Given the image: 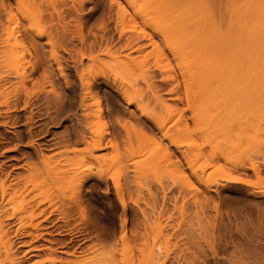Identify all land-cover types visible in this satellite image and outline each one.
I'll use <instances>...</instances> for the list:
<instances>
[{
  "label": "bare ground",
  "instance_id": "1",
  "mask_svg": "<svg viewBox=\"0 0 264 264\" xmlns=\"http://www.w3.org/2000/svg\"><path fill=\"white\" fill-rule=\"evenodd\" d=\"M0 1L2 12L6 15L8 21L7 25H1L2 21L0 16V126L13 128L19 121H21L20 117L9 116L11 112L17 111V109L21 107L19 102V95L21 92L17 93V91H13L9 87H6V84L10 82V77L14 75L19 77L22 81L21 84L23 83L22 86L25 87V82H27L32 75L41 71L39 76L43 83L41 85V90H38L37 93L39 92V94H43L42 100L39 101H42V103L44 101V105L47 103L46 105L50 106L53 111L52 115H49L50 112L48 113V119L55 123V120L58 122L63 116L67 117V121L70 122L72 126L71 128L73 129L71 131L74 132L72 134L77 138V144H83L84 147H86L85 150L88 151V154L90 153V156L92 155L91 157L98 162L97 167L100 169L99 175H102L103 170H105L103 168L109 166L108 163L110 164L112 161L106 164L102 154L101 156L97 155V157H94L95 153H92L94 151L104 150L109 146L114 150L115 147V145L113 146L115 141L112 142L115 138L114 135L111 140L110 137H107L109 134L105 131H103L105 132V134H103L102 132L98 133L99 131L95 132L92 130V127L95 124L102 122L108 116L110 117L112 112L111 107H107V114L100 108H97L96 112L90 111L92 103L89 102H91V99H95L96 101L94 100L95 103H93L95 105L97 104V107L99 106L100 99L98 96L100 94V86L103 84L106 88H112V90L117 92L125 100L124 102L127 105H134L141 115L146 117L151 123V127L148 126V130H150L151 133L149 134L152 136L150 139H156L161 145H163L162 148L158 145L163 152H161L160 155L165 153V160L168 161L166 163L168 165H173L171 167H173L172 170H174L175 173L171 171L172 176L178 173V176L180 175L179 177L183 178L181 173L184 175L185 170H188L189 173L185 174V180L183 181L188 183L189 187L193 185L191 181L192 177L196 178L201 184H203L204 182L201 174L207 167H210L213 164L217 165V163H219L218 159H220L219 155L223 153L221 152V154L217 155L218 152H215L217 151V147L212 149V151L206 149L207 144L208 146L211 144L210 148L213 146L212 143H210L211 140L208 141V137L210 138L211 136L210 134L208 136V133H205L201 128V132L199 128L194 130L189 128L187 120L189 118L194 120L197 117L196 113H199L198 109L196 113L192 109L194 114L191 112L192 114L189 117L186 116V111L191 109L193 102V100L190 99L191 95L189 94V90L194 91L192 85L195 87L199 85L198 88H196V90L199 89L200 91H198V93H200L198 95H203L204 97H207V99H210L209 96L213 97L214 95V98H216L217 95V97L221 99L222 97L223 99H226L227 96L230 98L233 96L231 99L232 101L234 94H236L235 97L236 99L238 98L239 101L234 100L237 101V103H234L235 106L237 105L236 107H238V109L239 106H241L239 110H243L242 107H246V111H250L253 114L252 117L254 120H251L250 123L253 121L252 123L255 124L254 127L257 126L256 128H264V0H149L145 5L139 3L141 2L140 0H112L110 2V8L115 7V15H110L108 19L106 18L108 24H103L104 26L102 28H100L102 26V24H100V30H96L91 39H88L86 35H84L82 29H80L79 32H76V37L79 42L78 47L76 46L77 44L75 45L73 42L74 35L71 36L73 30L71 29L72 32H69L67 28V25L70 27V24H67V21L65 22L67 16H63L64 13L62 14L60 12L65 4L62 5L61 10L58 9L59 14H57L56 11H53L54 15L57 16H54L52 14L53 12L49 14L50 10H47V13H43V11L41 13V9L39 8V17H33L32 14L38 13L37 8L41 5L35 3L36 0H31L33 4L31 1L29 2V0H27V5L28 2L29 5H26L27 7L34 6V8H36L35 5H39L36 10L31 8L34 12L29 10V8L27 9L28 12L25 9L27 7L25 6L24 8L23 5L21 8L22 0H15V3L18 4L17 11H14L10 4L4 3L3 0ZM75 1H79L77 2V8L74 4L71 5V2L67 7L68 9H66L67 11L75 9L77 12L80 11L81 13L86 0ZM67 11L64 12L67 13ZM165 14L166 17L163 16ZM77 22L79 23V21ZM110 24H112V26H110ZM79 26V28H82L81 23ZM110 30H113V33H117L116 39H113L115 38L114 36L111 37L108 35ZM44 38L45 41H41V43L38 41L43 40ZM25 42L32 44L35 57V65L30 74L24 69V64L26 63L24 62V49H26V46L24 45ZM150 46L152 47L151 50L145 51V48ZM46 47H49V50L48 48L46 49ZM100 54H104L105 57L107 56L106 60L100 58ZM225 56L227 58L232 56L230 57L232 61L229 63V58V60L224 61ZM85 60L87 63L84 62ZM233 60L235 62H233ZM53 67L55 68V71H57V74ZM218 72H223V76L220 77ZM195 74H197L200 83L198 84L196 81L197 85H195V83L193 84L191 82V85L189 81H191L190 79H192ZM217 74H219L218 78ZM158 75L162 82L164 81L171 87L166 93L170 94L168 100L172 103H168V101L162 99V97L160 98V94L158 95L161 91L156 90L159 86L155 85L156 83L153 82ZM178 76L182 78V85L179 83ZM188 76H191V78L187 79L186 77ZM60 82L64 85V90H69L70 95H66V93L62 91L63 88L60 90L62 85ZM47 85L50 86L48 91L45 90V86ZM180 86L184 90L185 99L178 94L180 93ZM24 87L22 91H25L26 93L27 88L25 87V89ZM38 89H40V87ZM196 90L195 92H197ZM25 95L27 97V94ZM144 96H149L151 97V100H153L154 106L152 111H150L151 109H148V111L142 106ZM224 96L226 97L224 98ZM30 97L31 96H29V98ZM183 99L186 100L187 105L185 108H180L179 104L182 103ZM39 101L36 103H30V100H23L21 109L36 107V105L38 106ZM221 101L222 100H220V102ZM144 103L146 104V102ZM223 103H225V100H223ZM147 104L149 105L148 101ZM230 104L232 103H229L228 105ZM234 104H232V107ZM50 107H47L49 111ZM207 107H209V105ZM221 107H225L222 110L224 112L227 104L225 103V106L223 105ZM193 108L195 107L193 106ZM248 108L250 110H248ZM217 112H219V109ZM219 114L220 112L216 115ZM34 115L32 110H30V116H27L28 118L24 120L27 125H32L34 123ZM42 115L38 114V120L35 122L44 121L43 119L45 118H42ZM197 115V118H200L199 114ZM39 116L41 118H39ZM112 116L115 115L112 114ZM219 117H221V115L216 116V118L219 119L218 121H221ZM113 121H117L116 123H118L121 128L125 127L121 117ZM171 122H174L175 124L177 123L178 125L180 124L177 126L179 127L177 131L170 128ZM137 123L138 122H136V124ZM252 123L251 125H253ZM33 125L32 127L29 126L30 128L28 130L30 135L28 144L31 145L34 143L32 139ZM130 125L129 122L128 126ZM141 125L142 124H140V126ZM128 126L127 129L129 131L130 128H128ZM198 127L200 126L198 125ZM135 128H137L136 125ZM127 129H125L126 132ZM135 130H138V128ZM140 130L142 131L143 128ZM42 131L43 130L40 132ZM135 132L136 131H134V134ZM128 133H130V131ZM14 134L17 136L19 133L16 132ZM202 135L205 138H203ZM196 136L198 139L200 138L201 141L203 140V142L207 140V144L205 145L201 142L202 144L196 145L197 143L194 144V141L189 142L192 137ZM145 139L144 140L148 142L149 138L148 140L147 137ZM9 140L10 139L6 134L0 132V150H3L2 148H4V144L11 142ZM195 140L197 141V139ZM114 144H116V142ZM184 146H187L186 149L181 151V148ZM47 147H49V144L45 143L44 150H46ZM171 148H173V150ZM128 149L131 148L125 150ZM116 150L113 152L114 155L117 154ZM129 151H126V154L133 153V150ZM178 151H180L179 157H176V160H174L175 162L173 163V160L172 163L169 162L171 157L176 156L175 153ZM4 152H9V150L4 149ZM257 155H259L257 158L260 159L259 161H256L258 163H250L248 166V163H244L245 165H236L239 166L241 171L244 169L253 171L258 176L259 181L264 182V150L261 151L260 149L257 151ZM116 156L115 158L117 159H115V161L112 159L114 164L116 163V160L119 161L118 155ZM161 157L164 159L163 155ZM221 157L223 158V156ZM166 158H170V160ZM195 159H202L203 162L201 161L200 164L202 163L203 165L201 164L200 166L199 164L196 168L195 161H193ZM10 161L18 162L19 160L14 157H9L7 161L0 163V264H119L121 260V264H130V258H127V254L129 253L128 250L130 249V241L127 239L126 235H124V233H126V230H124V226H126L125 220L123 221V224L121 223V228L123 229L120 231L121 233L122 231L124 232L122 233V236L119 237L121 242L120 247L117 246L119 241H113L114 244L112 243V247L110 244L111 248L107 249L106 252L104 250L103 253L100 252V254H98V252L96 255L94 253L95 256L92 254L93 256L90 258H84L83 255L80 257L78 254L76 255L72 252L69 254V251H65L66 246H64V241L53 240L51 242V247H46L47 249L43 255L39 254L40 251L43 249L45 250L41 245L37 246L35 244V242H38L39 239L42 238L41 232L39 231L43 230L46 232L48 229H53L51 232L55 231L59 235L65 232L61 226H58L57 223L59 220L57 218L51 219L55 212H59V208L61 207V203L58 206L56 200H59V198L63 199L67 196V199L71 198L74 203L79 205L81 200H84L82 199L84 196L81 191L82 183H85L89 177L83 175L81 177L75 175L70 176L68 178V183L70 185L69 195L59 193L57 199V194L55 193V199L52 196L54 193L52 194L40 190L41 188L39 189L40 186L36 183L35 176H22L15 174L14 171L18 169V166L16 163H10ZM45 161L44 164L47 163ZM120 162L122 161L120 160ZM163 163L166 164L165 162ZM192 163L194 164V168ZM112 165L113 164H110V167ZM237 166L234 165L233 167L235 168L232 167L233 171L238 170ZM46 167L49 168L48 166ZM223 167L220 165V168ZM229 168L232 171V168ZM240 169L238 171H240ZM225 170L229 171L228 168L220 169L222 172ZM220 177H222V175ZM224 180L226 181V184L240 182L237 178L227 176ZM216 183L217 181H215V185ZM203 185L207 188L211 187L210 184V186L207 184ZM118 192L120 193V191ZM119 199L120 203L123 205L122 207L125 209L126 205H124L122 197L120 196ZM80 208L82 209L83 207ZM60 210L62 209L60 208ZM61 213L63 214V212ZM155 230L157 232H155L156 235L153 233V235L156 236L154 239L155 241L151 247L147 246V243L144 244V247H147L145 249L143 248V251L140 250L141 258L138 260V264H159V261L162 260L161 258L167 260L168 251L170 250L167 251V249L170 247V240L165 234H163L161 225H157V227L155 226ZM70 231L71 230H69L68 233ZM46 233H48V231ZM70 234L77 237L81 234V231L76 228ZM144 234L145 233H143V235ZM73 235L71 236L73 237ZM146 235H148V233ZM29 237H31V241H24V238ZM116 247H119L120 249H117ZM21 248L27 249L21 251ZM72 249L74 250V248ZM77 252L78 251H76V253ZM117 253L121 256L120 259L118 258L119 260L117 259L118 256H116ZM63 254L67 255V257L62 256ZM33 258H38V260Z\"/></svg>",
  "mask_w": 264,
  "mask_h": 264
},
{
  "label": "rangeland",
  "instance_id": "2",
  "mask_svg": "<svg viewBox=\"0 0 264 264\" xmlns=\"http://www.w3.org/2000/svg\"><path fill=\"white\" fill-rule=\"evenodd\" d=\"M3 1L6 4H10L14 9V11H17L18 4L15 3V0H3ZM30 1L31 0H29V2ZM74 1L75 0H36L35 3L41 4L40 5L41 7L39 5H38L39 7L35 5L36 8L38 7L37 8L38 13L36 14L33 13L34 10H36L34 6L27 7L29 5V2L27 5V0L26 1L24 0V2L22 0L21 8L22 5L24 8L27 5L26 6L27 8L25 9L27 10L29 8V10L33 11L31 12L33 13L32 14L33 17L35 16L39 17L40 12L42 13L43 11V13H47V10L48 11L50 10L49 14L53 11L54 12L56 11V13L59 14L58 12L59 10L62 9L61 8L62 5L65 4L63 5L65 7V10L63 7V9L60 12L62 14L64 13L63 16L65 17L67 16L66 18L65 17L64 18H65V22L67 21L68 22L67 24H70V27H68L67 25L69 32L70 31L72 32L73 30L72 33H76L79 32L80 29H82V32L84 33V35H86L88 39L92 38V35L94 32H96V30L99 31L100 28L106 25V23L108 24L107 19L110 17V15H115L114 14L115 7L110 8V2L112 0H90V1L86 0L83 6V11H81V13L80 11L77 12L75 9L74 10L71 9L67 11L68 9L67 7L70 5L71 2H72L71 5L74 4L76 8L78 7L77 2L79 1L77 2ZM140 1L141 2L139 3H142L144 5L149 2V0H145V1L140 0ZM31 8H34V10ZM39 8L41 9L40 12H39ZM64 11H67V13ZM54 12L52 13L53 15ZM0 16L2 21L1 25L2 24L7 25L8 22L7 17L5 14H3L1 5H0ZM163 16L166 17V14ZM78 17L80 18V20ZM77 21H79V23ZM80 23L82 25L81 26L82 28H79ZM100 24H102V26ZM110 26H112V24H110ZM110 32L108 33V35L111 37L114 36L115 38L113 39H116L117 33L116 32L113 33V30H110ZM72 33L71 36L74 35L73 42L75 45L77 44L76 46L78 47L79 42H78V38L76 37L77 33L76 34H72ZM38 41H40L41 43V41H45V38L43 40H38ZM158 43L160 44L159 41ZM24 45L26 46V49H24L25 51L24 62H26L24 64L25 66L24 69L28 74H30L33 66L35 65V57L33 54L32 44H30L29 42H25ZM47 48L49 50V47H46V49ZM151 48H152L151 46L146 47L145 51H150ZM102 55L100 54L101 56L100 58L106 60L107 56L105 57L104 54ZM230 57L228 58L230 59ZM225 58L224 61L229 60L226 56ZM230 61L232 60L230 59L228 62L230 63ZM84 62L87 63L86 60ZM233 62L235 61L233 60ZM54 67L53 69L55 71ZM40 72L32 75L28 79V81L25 82V87L27 89L24 86H22L23 83L21 84L22 82L21 79L19 77H16L15 75L11 76L10 82L6 84V87H9L11 90L17 91V93L21 92L19 95L20 96L19 102L21 107L23 100L24 101L30 100V103L33 102L36 103L37 101L42 100L43 94H39V92L37 93L38 90H41L42 88L41 85L43 83L41 82L42 80L40 79L39 76ZM55 72L57 74V71ZM218 73L220 75L217 74V78L219 76L220 77L223 76V72L221 73L218 72ZM158 77L159 75L153 81L154 83H156L155 85L159 86V87L156 86L158 88V89L156 88V90L161 91V92L159 91L160 93H158V95L160 94V98L162 97V99H165L166 101H168V103H172L171 101L168 100L170 94L166 93L171 87L167 85L164 81L162 82L161 78ZM196 77L197 74H195L192 79H190L191 76L190 77L188 76L186 78L191 80L189 81L190 83L192 82L193 84L195 83V85H197L196 83L198 82L199 84L200 82L198 77L197 79ZM178 80L180 85H182V78L180 76H178ZM60 84L62 83L60 82ZM38 86L40 87V89H38L39 88ZM192 86H193L192 89H194V91L189 90V94L191 95L190 99H192L194 103L192 102L191 109L186 111V116L189 117L192 114L191 112H193V110L196 113L198 109L199 113L197 112L196 116L198 117L197 114H199L200 118L196 117L199 120H197L196 118H195L196 120L194 118H192L194 120H191V118H189L187 120L189 128L193 130L198 128L200 130L201 128L203 129V131H205V133H208L207 134L208 136L210 134L211 136L210 138L208 137V141L211 140L210 143H212L214 148L213 146H211L212 148H210L211 145L210 143H209L210 145L208 146V144L206 143L207 140L203 142V140L201 141L200 138L198 139L197 136H196L197 138L192 137L193 140L192 138L191 140H189L190 138L188 140L189 142L194 141L193 143L194 144L197 143L196 145L202 144L201 142H203L205 145L207 144L206 149L208 151H212V149H215L217 147L216 148L217 151H215L216 153L218 152L217 155L223 152L221 155H219L220 158L218 159L219 163H217V165L213 164L212 166L207 167L201 174L204 182L203 184L211 185V187L208 188L205 187L203 184H201L194 177L191 178L193 185L189 187V184L183 181L185 180L184 178L185 174L189 173L188 170H185L184 175L183 173H181V176H183L184 179L182 177H179L180 175L178 176V173L172 176L171 171L174 172V170H172L173 167L171 166L173 165L172 164L168 165L166 163L168 161L165 160L164 157L166 155L165 153H164L165 155L162 154L164 159H162L161 157L162 155H160L162 152L161 148L163 147V145H161V143L156 139L155 140L150 139L152 136H150L151 133L150 130H148L149 129L148 126H150L151 123L146 119V117L141 115L139 110H137L134 105H130V106L127 105L124 102L125 100L117 92L112 90V88H106L104 84L100 86V94L98 96L100 99L99 106L97 107V104L96 105L94 104L96 101L95 99H94L95 101L91 99L90 100L91 102L89 103H92L94 105L91 104L90 108L92 110L90 109V111L96 112L97 108H100L102 111L106 112V109L108 110L107 107H111L112 108V112L110 114L111 118L107 115L109 118L106 116L107 118L104 119L105 121L103 120L102 122L95 124L92 127V130L95 132L99 131L98 133L102 132L103 134H105V132L108 133L109 135L107 134L108 135L107 137L108 138L110 137L111 140L114 135L115 138L114 140H112V142L115 141L116 144L118 145L114 144L115 143L114 142L113 146L115 145L116 147V148L114 147V150H112V147L109 146L104 150L94 151L92 153V154L95 153L94 157L95 156L97 157V155L101 156L102 154L104 156L106 164L112 161V163L110 162V164H113L111 167L109 163H108L109 166H105L106 164L104 165L105 168L103 169L105 170H103L102 175H99L100 169L97 167L98 162L91 157L92 155L90 156V153L88 154V151L85 150L86 147H84L83 144L80 143L77 144V138L73 136L74 134H72L74 132L71 131L73 129L71 128L72 126L70 122L67 121L68 120L67 117L63 116L61 119L58 120V122L57 120H55V123L54 121H52L53 122L52 123L48 119V113L50 112L49 115H52L53 111L50 106L46 105L47 103H45L44 105V101L43 103L42 101H39V104L38 106L36 105V107L33 108L31 107L30 109L29 108L21 109V107H19L17 111L10 113L9 116L20 117L21 121H19L17 125L13 128L0 126V132L6 134L7 137L10 139L9 141H11L8 144H4L3 145L4 148H2L3 150H0V163L7 161L9 157L17 158L19 160L18 162L10 161V163H16V165L18 166V169L14 171V173L22 176H29V175L35 176L36 183L40 186L39 189L41 188L40 190H44L52 194L54 193V195H52L53 197L55 196L56 193L57 199L59 197L58 196L59 193H64L66 195H69L70 185L68 183V178L70 176L75 175L81 177L83 175L89 177L85 181V183L84 182L82 183L83 185L81 187V191L84 196L82 199L84 200H81L79 205H77V203H74V201L71 200V198L67 199V196L63 198L65 200L60 198H59L60 201L56 200L58 202V203L56 202L58 206L61 203L60 208L62 210H60L59 208V212H55V214L51 219L57 218L59 220L57 223L58 226L59 227L61 226L65 232L59 235L55 231L51 232V230L53 229L50 230L48 229L47 230L48 233H46L47 231L44 232L43 230L39 231L41 232L42 238L39 239L38 242H35V244L37 246L41 245L43 248H45V250L43 249L42 251L39 252V254L43 255L46 249L48 247L49 248L51 247V242L53 240L64 241L65 244L64 246H66L65 251H69L68 252L69 254L71 252L75 253L76 255L78 254L80 257H82L83 255L84 258L86 257L90 258L91 256L94 255V253L95 255L98 252H99L98 254H100V252L103 253L104 250L106 252V250L110 249L114 244L113 241L116 242L119 241L117 243V246L120 247L121 242L119 237L122 236V233L124 232L122 231L121 233L120 230L123 229L121 228L122 227L121 225L125 220L126 226H124V230H126V233H124V235H126L127 239L130 241L129 242L130 249L128 250L129 253L127 254L128 255L127 258H130L129 259L130 264H136V263L138 264V260H140L141 258L140 250L143 251L147 246L150 247L152 246L153 242L155 241L154 239L156 237L154 235H156L155 226L157 227V225H161L163 234H165L170 240V247L167 249V251L170 249L168 251V258L167 260L164 259L165 262L163 258H161L162 260L159 261L160 262L159 264H237V263L264 264V245H263L264 244V194H263L264 182L259 181L258 176L253 171L249 169H244L243 172L241 171L239 166L236 165V164L248 163L247 164L248 166L250 163H258L256 161H259L260 159L257 158L259 157V155H257V151H259L260 149L261 151L264 150V128L263 127L256 128L257 126L254 127L255 124L252 123L253 121L251 122L253 125H251L250 121L254 120L252 117L253 114L250 111H246L245 109L246 107L245 108L242 107L243 110H239L241 106H239V109L238 107H236L237 105L235 106L234 103L235 102L237 103V101H239L238 98L236 99L235 97L236 94H234L235 99L233 98L232 101L231 99L233 96H231V98L227 96L226 99H223L222 97L223 95L220 96L222 97V99L218 98L217 95L216 98H214L215 97L214 95L213 97L209 96L210 99H207V97H204L203 95L200 96L198 95L200 94L198 93L199 89L196 90V88H198L199 85H197L196 87L194 85ZM23 87L26 89V93L25 91H22ZM49 87L50 86L48 85L45 86V90L48 91L50 89ZM63 87L64 85L62 84L60 90H62ZM195 90L197 92H195ZM62 91H64L66 95H70L69 90H64L63 88ZM179 91H180V93H178L179 96L184 98V90L182 89V87L179 88ZM24 93L27 94L28 98ZM29 96L31 97L29 98ZM225 97L226 96H224V98ZM184 99L182 103L179 104L180 108H185L187 105L186 104L187 102ZM220 100L222 101L220 102ZM223 100H225V103L227 104V107L224 110L225 113L222 111L225 107L224 108L221 107L223 105L225 106ZM147 101L149 105L147 104ZM144 102H146V104ZM144 102L142 106L145 107L147 110L151 109L150 111H152L154 103L153 100H151V97L144 96ZM229 103L234 104L233 107L232 104L228 105ZM208 105L209 107H207ZM46 106L50 107L49 108L50 111L47 109ZM193 106L195 108H193ZM249 108L248 110H250ZM46 109L48 110V112ZM218 109L220 114L216 115L219 113L217 112ZM30 110H32L33 115L35 113L37 114V115L35 114L36 116L34 115L35 117L33 123L34 125L32 124L33 125L32 129L34 130V131L32 130L33 132L32 139L34 141L33 145L28 144V140L30 136L28 130L30 127H32V125H27L25 123L26 121H24L30 116ZM38 114L42 115L41 116L42 118H45L43 119L44 121L35 122L36 120H38ZM112 114L115 115L117 118L121 117V120L125 126L122 127L124 128H121V126L118 123H116L117 121H113L116 120L117 118L115 116H112ZM214 115L216 116L221 115V117H219L221 121H218L219 119L216 118V116ZM41 117L39 116V118ZM132 117L136 120H134ZM214 117L216 120L214 119ZM193 121L196 123H194ZM129 122L131 124L130 126H128ZM136 122L142 124L141 125L143 128L142 131L140 130L142 129L140 124L138 123L136 124ZM41 124L43 127L41 126ZM135 125L140 131L135 130L137 129L135 128ZM179 125L177 123L175 124L174 122H171L170 128L177 131L179 128L177 126ZM198 125L200 127H198ZM127 126L128 128H130L129 130L130 133H128L129 131L127 129ZM125 129H127V132ZM41 130L43 131L40 132ZM133 130L136 131L135 134ZM16 132L19 133L17 136L14 134ZM146 137L147 140L149 138L148 142L145 141ZM211 137L213 140L211 139ZM195 139H197V141ZM156 141L158 142L155 143ZM45 143L49 144V147H47L46 150H44ZM128 145H130L131 147ZM186 147L187 146L181 148V151L183 149H186ZM127 148H131V149L125 150ZM4 149L9 150V152H4ZM171 149L173 150V148ZM115 150L117 153L116 155H118L119 161L116 160V163L114 164L112 159H114V161L115 159H117L115 158L116 155H114L113 153L115 152ZM129 150L130 151L133 150V153L126 154V151ZM179 153L180 151L176 152L175 153L176 156H172L171 160L170 158H166V159H169L170 160L169 162L171 163L173 160L174 163L176 157H179ZM41 156L42 157L45 156L43 157L45 159H43ZM105 156L109 159V161ZM221 156H223V158ZM120 160L122 162H120ZM196 160L197 159L193 160L195 161L194 163L196 164L195 167L198 166L201 161L203 162L202 159L197 161ZM44 161L47 163L44 164ZM162 161L165 162L166 164H164ZM220 165L221 167L224 166L223 167L224 169L228 168L229 171L227 170H225L224 172L220 171V169H223L220 168ZM234 165L237 166L238 170L240 169V171L238 170H237L238 172L233 171V168H235L233 167ZM46 166H48L49 168H47ZM229 167L231 168L233 167L232 168L233 172ZM193 168H194V164H193ZM126 175L128 176V178ZM221 175L222 177H220ZM226 176L237 178L238 181L240 182L226 184V181L224 180ZM215 181H217L216 185H215ZM118 191H120V193ZM119 194L122 197V200L124 201V205H126L125 209L124 207H122L123 205L120 203ZM56 197L54 198L56 199ZM80 207L83 208L81 209ZM60 211L63 212V214ZM76 228L81 231L80 234L81 236L78 235L77 237H75L73 234H70ZM69 230L71 231L68 233ZM255 232L258 236L255 234ZM143 233L145 234L143 235ZM147 233L149 236L146 235ZM71 235H73V237ZM30 239L31 237L24 238V241L29 242L31 241ZM145 243H147L146 247H144ZM74 245L78 247L76 248ZM119 247L116 248L120 249ZM72 248H74V250ZM23 249L26 250L27 248H21V251H25ZM76 251L78 252L76 253ZM118 254L119 253L116 254V256H118L117 259L118 258L120 259L121 256L120 254L119 255ZM62 256L67 257V255L64 254ZM33 259L38 260V258H33ZM121 262L122 260L120 261L119 264H121Z\"/></svg>",
  "mask_w": 264,
  "mask_h": 264
}]
</instances>
